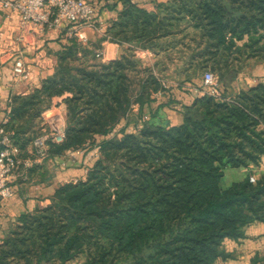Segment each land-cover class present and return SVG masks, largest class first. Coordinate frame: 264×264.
Instances as JSON below:
<instances>
[{"label": "trees", "instance_id": "obj_1", "mask_svg": "<svg viewBox=\"0 0 264 264\" xmlns=\"http://www.w3.org/2000/svg\"><path fill=\"white\" fill-rule=\"evenodd\" d=\"M137 4L93 1L98 18L103 5L121 6L107 28L112 40L174 49L189 69L212 66L223 87L183 105L178 124L143 120L144 105L165 89L151 68L137 77L132 52L99 62L60 30L54 72L11 98L6 127L23 153L42 112L64 101L65 138L49 143V155L84 148L93 164L46 207L20 216L0 243V264H66L80 254L88 264H215L232 257L225 239L264 222V174L221 185L227 168L259 165L264 156V82L227 90L246 60L264 62V0H166L156 11ZM133 104L140 127L128 119Z\"/></svg>", "mask_w": 264, "mask_h": 264}, {"label": "crops", "instance_id": "obj_2", "mask_svg": "<svg viewBox=\"0 0 264 264\" xmlns=\"http://www.w3.org/2000/svg\"><path fill=\"white\" fill-rule=\"evenodd\" d=\"M93 1L98 3V0ZM132 1L148 10L156 11L158 9L157 3L166 0ZM120 7V5L117 8L112 5H103L99 19L106 23L108 27L111 26L118 20ZM19 27L20 12L4 8L0 0V121L8 116L13 96L33 92L36 88L41 87L45 77L52 75L57 63L58 52L64 41L61 39L59 30L46 28L43 32L28 31L26 34L28 43L22 44L18 39ZM87 46L93 51L100 49L103 52L105 62L132 52L140 58L143 67L149 66L151 68L152 74L159 80H161L160 75H165V73L169 76L174 72L181 75V78L176 80L173 77H166L167 84L162 82L165 89L153 93L154 99L144 105L143 114L149 113L150 120L158 125L180 123L182 121V106L190 104L194 98L200 95L201 85L197 87L196 82L185 75L189 68L183 57L178 58L174 49L164 53H155L151 49L142 48L129 42L112 40L111 37L109 39L100 38L94 34H91V40ZM4 47L9 49L19 48L22 51L24 61L30 71L27 80L16 81L12 72V61L6 55H1ZM259 81L264 82V63L252 64L250 69H243L227 85V90L229 95L232 96L239 90L248 88ZM218 86L223 87L221 84ZM195 91H198V94ZM136 106L135 108L138 109L139 105L136 104ZM53 108L56 113L65 112L63 123L66 127L67 108L64 101L56 104V99L53 100L47 111ZM47 111H43L38 119L42 127L44 124L49 127L56 114L47 117L45 114ZM141 121L140 119V121L136 120L133 123L140 127L142 125ZM22 156L24 158L33 157L31 143L27 145ZM92 164L93 158L90 151L76 154L73 150H68L61 154L49 155L44 160L34 163L26 171V174L20 169L18 175L12 181L13 195L0 203V243L9 231L18 224L20 216L37 211L50 204L56 189L60 185L75 179H85ZM250 173H254L256 178L264 174V156H262L259 165L227 168L221 180V185L225 180V184L223 183L224 186H222L228 187ZM224 249L232 254V257L219 258L215 264H251L252 258L255 256L260 257L256 264H264V222L257 220L251 223L245 229V237L239 240L225 239Z\"/></svg>", "mask_w": 264, "mask_h": 264}, {"label": "built area", "instance_id": "obj_3", "mask_svg": "<svg viewBox=\"0 0 264 264\" xmlns=\"http://www.w3.org/2000/svg\"><path fill=\"white\" fill-rule=\"evenodd\" d=\"M1 4L4 8L20 12L18 39L22 44L28 43L26 39L28 31L43 32L46 28L64 30L68 37L77 39L82 46L90 43L91 34L100 38H110L107 33L108 26L96 16L92 0H1ZM1 55H6L12 61V72L16 81H25L29 78L30 71L19 48L4 47ZM94 55L103 62L106 61L100 49L94 50ZM217 85L214 74L209 70L205 71L202 75V86L212 90ZM209 94L216 95L214 92ZM64 115L65 112H57L50 126L46 127L44 124L34 136L31 142L32 158L22 156L19 145L14 142L13 132L6 127L8 116L0 121V203L13 195L12 181L20 169L26 174L34 163L49 156L50 142L61 143L64 140L66 134ZM147 119L149 116L145 113L143 120ZM73 152L80 154L82 150L78 148ZM248 176L251 182L257 179L254 173Z\"/></svg>", "mask_w": 264, "mask_h": 264}, {"label": "rangeland", "instance_id": "obj_4", "mask_svg": "<svg viewBox=\"0 0 264 264\" xmlns=\"http://www.w3.org/2000/svg\"><path fill=\"white\" fill-rule=\"evenodd\" d=\"M134 56H135V58L136 59H138L139 60V64H138V67L136 68V70L135 71H137L138 70V72H135V74L137 73V77H140V78H142L144 75H145V72H144V70H145V67H143V65H142V62H141V60H140V58L138 57V56H136L135 54H134ZM95 60H97V61H99V62H103L101 59H98V58H96ZM262 63H264V62H258V61H256V60H249V61H247L246 60V62H245V65H244V67H243V69H250L251 68V65L253 64V65H255V64H262ZM243 69L241 70V71H243ZM207 70H209V71H211L213 74H214V77L216 78V80L218 81L219 80V73L217 72V70H214L213 68H212V66H210L209 64H208V66L206 67V69H201V70H197V68L196 67H192L191 69H189V71L187 72V73H185V75L186 76H188L189 78H191L192 79V81H195L196 83V85H197V87L199 86V85H201V83H202V75H203V73L205 72V71H207ZM241 71L239 72V74L241 73ZM238 74V75H239ZM160 75V74H159ZM163 76V77H162ZM160 79H161V81L164 83V84H167V82H166V80H165V78L166 77H173V79H177V78H181V75H179V73H176V72H174V73H172L171 74V76H169V75H167L166 73H165V75H160ZM164 79V80H163ZM191 81V82H192ZM197 87H195L196 89H197ZM201 87V89L199 90V93L201 94V92H207V93H210V92H214V90L212 89H208V88H204V87H202V86H200ZM240 91V90H239ZM195 93H197L198 94V91H195ZM228 96H230L229 95V93H228ZM135 107H137L136 106V104H133V106H132V108H131V110L129 111V118L128 119H130V121L133 123V121H136V120H138V121H140V119H141V113H140V109H139V106H138V109H136ZM49 109V108H48ZM46 111H47V109H46ZM56 113V110L53 108L52 110H50V111H47V112H45V114H46V116L47 117H50V116H52V115H54ZM145 114V113H144ZM146 114L149 116L150 114L149 113H147L146 112ZM131 123V124H132ZM140 123V122H139ZM141 123H143V121H141ZM123 124H124V121H123ZM46 127H47V125H46ZM119 127H117V129H118ZM108 137H111V135H108ZM81 150H82V152H84V148H81ZM81 152V153H82ZM223 183L225 184V180L223 181ZM223 183H222V185H223ZM224 186V185H223ZM16 226V225H15ZM14 226V227H15ZM13 227V228H14ZM66 264H88L87 263V258H86V256L84 255V254H80V255H78L77 257H75L74 259H72V260H70V261H68Z\"/></svg>", "mask_w": 264, "mask_h": 264}]
</instances>
